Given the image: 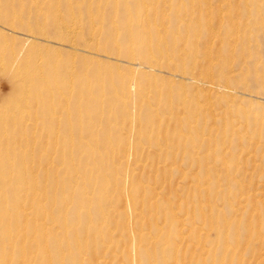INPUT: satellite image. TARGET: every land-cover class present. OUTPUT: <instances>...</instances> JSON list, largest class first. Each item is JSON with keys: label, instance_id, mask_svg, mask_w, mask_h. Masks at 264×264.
I'll list each match as a JSON object with an SVG mask.
<instances>
[{"label": "rangeland", "instance_id": "rangeland-1", "mask_svg": "<svg viewBox=\"0 0 264 264\" xmlns=\"http://www.w3.org/2000/svg\"><path fill=\"white\" fill-rule=\"evenodd\" d=\"M260 261L264 0H0V264Z\"/></svg>", "mask_w": 264, "mask_h": 264}, {"label": "bare ground", "instance_id": "bare-ground-1", "mask_svg": "<svg viewBox=\"0 0 264 264\" xmlns=\"http://www.w3.org/2000/svg\"><path fill=\"white\" fill-rule=\"evenodd\" d=\"M141 3V2H140ZM136 5V4H135ZM143 9H144V7H143ZM147 10V9H146ZM193 11V10H192ZM141 12V11H140ZM130 13V12H129ZM137 13V12H136ZM143 16V15H142ZM138 18V17H137ZM142 18V17H141ZM235 34V33H234ZM158 46V45H157ZM157 46H156V48H157ZM149 49V48H148ZM151 49V48H150ZM148 51V50H147ZM149 56H151V55H149ZM149 59V61H150V63H152L153 62V60H152V57H149L148 58ZM129 60V59H128ZM94 79V78H93ZM56 91V90H55ZM123 93V92H122ZM128 93V92H127ZM57 94L59 95V93H57V92H55V93H52V91L51 90H47V92H46V94H45V96H46V99H52L53 97H57ZM68 94V93H67ZM44 96V97H45ZM59 97H61V96H59ZM101 100V99H100ZM100 103V102H99ZM102 104V103H101ZM100 104V105H101ZM114 111V110H113ZM50 115V114H49ZM89 121V120H88ZM95 121V120H94ZM93 127V126H92ZM96 130V129H95ZM110 139V138H109ZM93 147V146H92ZM96 148V147H95ZM92 149V148H91ZM110 149H112V147L110 148ZM114 150V149H113ZM91 152H93L92 153V156L94 157V159H98L99 160V162H100V164H98V165H100L103 169H106V170H111V172H112V174L113 175H115V176H113V178H114V180H115V182H120V183H122V185H128L129 187H134V189H135V191L136 192H139V191H144L145 190V186H143V184L144 183H142L141 181H139V180H137L136 179V176H134L135 174L133 173V170L131 169L129 172H128V175L126 176H122V177H118L117 176V174H118V168H119V166L121 165V163H119V161L118 160H116V156L117 155H114V153H110V154H104V156H102V155H100L96 150L95 151H91ZM77 166V165H76ZM129 165L127 164V163H125L124 164V168H127ZM130 167V166H129ZM122 168H123V166H122ZM122 170V169H121ZM25 171V170H24ZM4 178V177H3ZM6 178V177H5ZM22 178L24 179V183H30L33 187H34V185H35V180H34V178L32 177V176H22ZM21 178V180H23ZM108 179V178H107ZM3 181V180H2ZM114 182V183H115ZM195 183V182H194ZM190 184V183H189ZM145 185V184H144ZM26 187V189H28V187H27V184L25 185ZM199 186H200V184H199ZM19 187V186H18ZM127 187V186H126ZM149 187V186H148ZM155 187H157V186H155ZM153 188V187H152ZM154 189V188H153ZM152 189V190H153ZM198 190V189H197ZM121 191V190H120ZM188 191V190H187ZM190 192V191H189ZM120 194H123V193H120ZM32 195V194H31ZM126 195V194H125ZM127 195L129 196L130 194H128L127 193ZM20 196V195H19ZM3 197H5V196H3ZM105 197V196H104ZM120 197V196H119ZM26 198V196H22V200L23 199H25ZM106 198V197H105ZM109 198V197H108ZM126 198H127V196H126ZM21 200V199H20ZM32 200H33V198H32ZM134 200V199H133ZM133 200L132 199H129V198H127V201L128 202H130L131 204L133 203ZM25 201V200H24ZM23 201V202H24ZM141 201V200H140ZM37 202V201H36ZM126 202V201H125ZM142 202V201H141ZM208 202V201H207ZM39 203V202H38ZM148 203V202H147ZM171 205V204H170ZM6 207V206H5ZM141 207V206H140ZM172 207V206H171ZM181 207V206H180ZM209 207H210V205H209ZM27 208V207H26ZM30 209V208H29ZM31 209H33V208H31ZM143 209V208H142ZM141 209V210H142ZM218 209V208H217ZM134 211V210H133ZM174 212V211H173ZM134 213H135V211H134ZM201 213V212H200ZM19 214V213H18ZM33 214V213H32ZM149 214V213H148ZM29 215V213H27V212H25V211H23L22 212V216L23 217H27ZM33 216H34V214H33ZM141 218V217H140ZM175 219V218H174ZM209 219V218H208ZM22 220H24V218L22 219ZM203 221V220H202ZM5 223H7V222H5ZM139 223V222H138ZM205 223V222H204ZM27 224V223H26ZM192 224V223H191ZM17 225V224H16ZM34 225H35V223H34ZM185 225V224H184ZM203 225V224H202ZM18 226V225H17ZM26 226V225H25ZM192 226V225H191ZM37 227V226H36ZM246 227V226H245ZM6 228V227H5ZM201 228V227H200ZM197 229H199V228H197ZM212 229V228H211ZM247 229V228H246ZM17 230V229H16ZM24 230V229H23ZM35 230V229H34ZM51 230V229H50ZM43 231V230H42ZM18 232V231H17ZM45 234V233H44ZM190 234V233H189ZM24 235V234H23ZM43 235V234H42ZM198 235V234H197ZM196 235V236H197ZM203 235H204V233H203ZM207 235V234H206ZM256 235H258V234H256ZM191 236V235H190ZM193 236V235H192ZM260 236V235H259ZM15 237V236H14ZM206 237V236H205ZM13 238V237H12ZM181 238V237H180ZM203 238V237H202ZM198 239V238H197ZM22 242V241H21ZM25 242V241H24ZM44 242H45V240H44ZM46 243V242H45ZM107 244H109V243H107ZM45 245H47V244H44V246ZM22 248H23V246H21ZM43 247V246H42ZM41 247V249H43ZM194 247V246H193ZM21 248V249H22ZM24 249V248H23ZM23 251V250H22ZM20 253V252H19ZM23 253V252H22ZM26 253V252H25ZM29 254V253H28ZM20 255V254H19ZM26 256V255H25ZM5 257V256H4ZM23 260H24V258H23ZM22 260V261H23ZM49 260V259H48ZM47 261V260H46ZM49 262V261H48ZM103 262V261H102ZM222 262V261H221ZM260 263H262L261 261H260ZM226 264V263H225ZM240 264V263H239ZM263 264V263H262Z\"/></svg>", "mask_w": 264, "mask_h": 264}]
</instances>
